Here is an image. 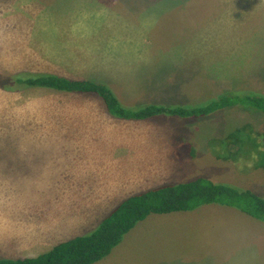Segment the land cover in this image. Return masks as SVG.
Masks as SVG:
<instances>
[{
	"label": "rangeland",
	"instance_id": "1",
	"mask_svg": "<svg viewBox=\"0 0 264 264\" xmlns=\"http://www.w3.org/2000/svg\"><path fill=\"white\" fill-rule=\"evenodd\" d=\"M27 50L33 54L22 52ZM21 70L104 80L127 104L202 105L230 90L264 93V0H0V222L6 223L0 230V257L7 258L19 257L17 240L8 226L22 229L18 233L24 241L51 233L48 215L60 214L59 207H51L49 201L59 200L61 191H38L40 195L29 205L28 200L20 204L27 190L18 191L23 185L18 179L31 168L19 167L20 158L74 149L88 154L91 151L81 142L60 147L47 137L69 136L83 129L82 134L92 136L96 123V117H91L95 113L85 106L96 105V95L63 92L58 94L63 102L79 106L68 119L78 122L89 115L90 128L77 123L49 126L44 122L49 112L42 105L57 95L25 90L13 97L16 88L4 85ZM3 90L8 92L3 95ZM17 107L22 114L16 116ZM60 117L57 113L51 120ZM124 123L113 127L131 136L120 139L104 130L94 134L101 150L96 153H102L96 168L100 181H105L101 186L108 184L107 177L119 178L132 166L135 174L158 171L149 178L150 185L203 176L241 187L257 186L264 196V165L254 167L257 155L246 153L233 159L221 142L235 128L251 126V136L263 146L264 113L234 105L198 117L159 114ZM25 177L34 185L49 186L53 175ZM86 210L96 221L100 213L91 214L93 207ZM191 212L153 213L138 226L149 217H181ZM21 215L26 219H20ZM17 220L21 223L12 222ZM260 222H252L247 215L245 220L230 217L218 227L209 223L205 232L201 222L193 219H171L159 228L146 223L142 231L128 235L134 227L123 236L111 260L107 255L96 264H202L196 255L207 253L214 256H207L206 264H216L212 260L219 257V264H264V222ZM160 238L162 247L171 251L164 260L159 254ZM174 258L177 261H170Z\"/></svg>",
	"mask_w": 264,
	"mask_h": 264
},
{
	"label": "trees",
	"instance_id": "2",
	"mask_svg": "<svg viewBox=\"0 0 264 264\" xmlns=\"http://www.w3.org/2000/svg\"><path fill=\"white\" fill-rule=\"evenodd\" d=\"M4 85L10 90L41 87L70 93L94 94L102 100L111 116L127 120H142L159 114L198 117L234 105L264 113V93L253 90L236 89L223 92L202 105L162 102L127 104L120 100L106 81L92 78L78 79L51 72L23 70L12 74ZM250 128L251 126L235 128L221 142L225 144L229 157L233 159L240 154H256L258 161L254 167H260L264 165V153H258V149L264 150V144L261 146L257 138L251 136ZM259 159H263V162ZM207 204L234 207L264 222L263 195L236 184L198 176L186 181L163 183L133 193L123 199L91 230L61 241L33 257H0V264H93L109 255L123 236L148 215L190 211Z\"/></svg>",
	"mask_w": 264,
	"mask_h": 264
},
{
	"label": "crops",
	"instance_id": "3",
	"mask_svg": "<svg viewBox=\"0 0 264 264\" xmlns=\"http://www.w3.org/2000/svg\"><path fill=\"white\" fill-rule=\"evenodd\" d=\"M22 52L24 54L26 53L33 54V52L28 50ZM39 53L40 52H36L34 54H39ZM78 79H82V78H78ZM25 90H28L29 92H31L32 90L47 91V92L50 91L51 94L57 95L56 97L50 100L47 99L42 105L43 107L45 104V110L49 112L50 117L44 120V122H46L49 126L53 127L55 125H60V126L70 127L71 125H74V123L75 124L77 123L80 124L82 128H84L87 124V130L88 128H90V124H88L87 122V118L89 115L82 117L78 122L72 119H68L69 113L74 115V111H78L77 108H79V106L74 108V105H72L71 103L63 102L65 99L63 97H58V94H61L64 91L47 90V88H41V87H28V88L16 89L15 91H12L13 97H15L17 94L22 95V93H25L24 92ZM5 92L8 91L3 90V95L5 94ZM65 93H70V92H65ZM71 94L83 95L87 93H71ZM96 97H97L96 105H92V104L85 105L86 107L90 108L93 113H95L91 117H96V119L93 118V122L95 121L96 123L92 124V127L95 126L94 129L92 130V136L88 134H82L84 133L83 131H85L83 129L79 131L78 134H71L69 136L50 135L47 137L49 143L50 142L55 143L60 147H62L65 143L74 144L76 142H81L83 144L82 147L88 146V151H91L90 153L77 154L79 151L74 149L69 153L50 152L46 154H35L34 156H30L28 158L21 157L19 160L20 162L19 167L24 168V166H31V168H29V172L23 173L22 177L18 179L19 182L20 183L22 182L23 184L20 185L18 191L21 192L22 190H27L24 193V197L20 196L19 198L20 204L21 201L28 200V205H29L32 202L31 199H34L35 196L40 195L37 192L42 190L61 191V195L59 200L50 199L49 201L50 206L59 207V212H60V214L58 213V215L53 214V212H50V215H48L50 216L48 222H52L53 224V226L51 227V233H47L41 236L40 235L32 236L33 238H29L23 241L22 234L18 233L22 231V229L19 230V229H15L12 226H8V228H11L13 230L11 232L13 236L12 239L17 240V244L15 245L18 246L17 247L18 252L16 254H19L18 255L19 257L16 258L36 256L42 252L49 250L51 247H53L55 244L61 241H64L66 239H69L77 235H81L91 230L114 207H116L123 199H125L129 195L145 190L149 187H153L165 183V182L158 184L154 183V185H150L148 184L149 178L156 176L154 174H158V171L153 170L152 175L135 174L133 173L132 166H129L122 171L124 172V174H121L119 178L117 175L115 176L111 175L106 178L109 179L108 184L105 183L104 186H101V182H105V181L104 179L100 181L101 177L98 170H96V168L98 169L100 166L99 156L102 155V153H96V151L101 152V150L100 147L97 146L96 139L98 141L99 139L96 137V135L94 136L95 132L99 130L108 131L109 134L106 135H111V136L120 135L119 138L121 139L122 136L126 137V135H128L127 132H120L121 129H114L113 126H116L118 122L124 123L127 121L134 122L140 120H127V119H121L111 116L106 111L102 100L98 96ZM34 107L37 106L33 105V108ZM14 112L16 113V116L18 114H22V110H20V107L14 108ZM51 112H53V114H51ZM57 113L61 117L57 121L51 120V117H55V114ZM116 139L117 141H120L117 137ZM33 173H37V174L44 173V174L53 175V177L49 180V186L32 184L31 183L32 179L26 178L25 176ZM245 188L252 189L257 193H259L257 190H260L259 187L257 186L255 188H251V187H245ZM92 207H93V211L91 212V214L100 213V215L96 217V221L95 218L89 216L90 215L89 210H86V212L84 211L85 209H89ZM179 215L181 217H174V216L167 217L165 214L155 217H149L140 226H138L139 225L138 223L135 226V228L133 227L134 229L132 228L133 229L132 231L130 232L128 231L129 232L128 235L130 234L132 235L134 233H137L138 231H142V229L145 227V226L143 227V225H145L146 223H148L149 225H151V223H155L156 225L158 224V228H159L160 224H162L163 222H169L171 221V219L173 220L193 219L194 221H198V223L201 222L204 232L206 231L205 229L208 228L209 223L212 227L214 226L218 227L222 221H224L225 219H229L230 217L234 220L237 217H240L242 218V220H245V216L247 215V219H251L252 222L257 221L261 223L260 220H257L252 216L234 207L219 205V204L202 205L192 210V212L189 213V215L186 214L184 215L179 214ZM220 217L221 220L217 221V219H219ZM20 219H26V218L21 215ZM12 222L19 223L20 220L12 221ZM12 222H8V224L12 225ZM189 223L191 224V222ZM3 225H6V223H3V221L0 222V230L4 228ZM153 227L155 226L153 225ZM173 235H175L174 232L172 233V236ZM162 238H160V240H158L157 243L160 248L159 254L164 256L162 258V260H164L166 258L165 257L166 255L168 256L170 255L171 251H166V249L162 247L164 243V240ZM252 238L254 239V237ZM122 241L123 240H121V242L117 246H119L122 243ZM132 246L133 244L131 245V247ZM124 247H128V244H125ZM124 247H122V249ZM179 252L180 251L177 252L178 255ZM193 252H195V250L192 251V253L190 254L191 256H194ZM173 254L175 256V253ZM111 255H112V251L109 253L110 260H111ZM196 256L199 257H196L195 259H199L202 264H206L207 256H214V253H207L206 255L201 254ZM170 261L175 262L177 261V259L174 258ZM212 261H213L212 263H216V264L222 263L220 257ZM93 264H96V262Z\"/></svg>",
	"mask_w": 264,
	"mask_h": 264
}]
</instances>
